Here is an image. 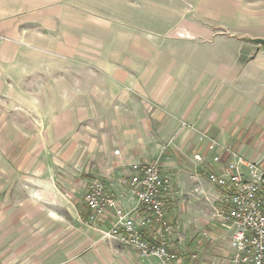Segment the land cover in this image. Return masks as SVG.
Segmentation results:
<instances>
[{
    "label": "crops",
    "instance_id": "crops-1",
    "mask_svg": "<svg viewBox=\"0 0 264 264\" xmlns=\"http://www.w3.org/2000/svg\"><path fill=\"white\" fill-rule=\"evenodd\" d=\"M60 3L0 0V36H10L0 42L10 95L0 97H12L16 77L20 97L37 100L26 130L39 132L34 151L6 156L0 170V264H164L106 238L112 212L87 223L96 178L141 217L122 180L133 163L153 161L171 177L174 264H232L231 230L213 217L223 190L208 174L231 160L217 144L264 167V44L255 43L264 40V0H196L171 27L138 26L132 44L67 49L46 42L61 33Z\"/></svg>",
    "mask_w": 264,
    "mask_h": 264
},
{
    "label": "built area",
    "instance_id": "built-area-1",
    "mask_svg": "<svg viewBox=\"0 0 264 264\" xmlns=\"http://www.w3.org/2000/svg\"><path fill=\"white\" fill-rule=\"evenodd\" d=\"M200 140L209 138L201 134ZM217 145L231 160L221 173L208 174L209 181L223 190L213 217L231 230L232 264H264V167L228 146ZM195 159L201 160L200 156ZM220 159L219 155L214 157L215 162ZM170 183L171 177L163 172L159 161L130 166V175L122 184L128 187L142 211V216L138 217L134 212H126L107 190L105 181L96 178L85 196L89 210L87 223H101L112 212L115 221L104 232L106 238L136 250L141 257H155L164 264H174L180 257L169 244L172 227L169 207L164 200ZM148 231L155 233V242L147 240Z\"/></svg>",
    "mask_w": 264,
    "mask_h": 264
},
{
    "label": "rangeland",
    "instance_id": "rangeland-1",
    "mask_svg": "<svg viewBox=\"0 0 264 264\" xmlns=\"http://www.w3.org/2000/svg\"><path fill=\"white\" fill-rule=\"evenodd\" d=\"M196 0H61V18L58 21L61 33L50 35L47 43L64 46H76L85 41L116 44L123 41L132 44L138 30L149 28L164 30L177 24L183 16L193 15ZM118 30V31H117ZM123 33V35L121 34ZM161 42L164 35H141ZM8 37V38H7ZM10 36H0V42L9 40ZM107 38V39H106ZM123 40H120V39ZM148 40V39H147ZM0 67V76H3ZM8 86L12 88V97H0V170H4L5 157L19 159L30 154L36 148L30 146L37 141V130L28 129L31 117L27 108L37 106L36 99L21 98V85L16 77ZM0 84V93L8 91ZM10 95V94H9ZM32 125V124H31ZM35 125V124H34ZM25 129H22V128Z\"/></svg>",
    "mask_w": 264,
    "mask_h": 264
},
{
    "label": "water",
    "instance_id": "water-1",
    "mask_svg": "<svg viewBox=\"0 0 264 264\" xmlns=\"http://www.w3.org/2000/svg\"><path fill=\"white\" fill-rule=\"evenodd\" d=\"M255 43H257V44H264V40H260V39L255 40Z\"/></svg>",
    "mask_w": 264,
    "mask_h": 264
},
{
    "label": "trees",
    "instance_id": "trees-1",
    "mask_svg": "<svg viewBox=\"0 0 264 264\" xmlns=\"http://www.w3.org/2000/svg\"><path fill=\"white\" fill-rule=\"evenodd\" d=\"M88 220V219H87Z\"/></svg>",
    "mask_w": 264,
    "mask_h": 264
}]
</instances>
